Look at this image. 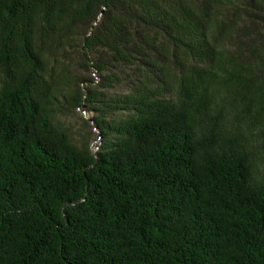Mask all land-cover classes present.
<instances>
[{
    "label": "trees",
    "instance_id": "trees-1",
    "mask_svg": "<svg viewBox=\"0 0 264 264\" xmlns=\"http://www.w3.org/2000/svg\"><path fill=\"white\" fill-rule=\"evenodd\" d=\"M0 264H264V0H0Z\"/></svg>",
    "mask_w": 264,
    "mask_h": 264
},
{
    "label": "rangeland",
    "instance_id": "rangeland-1",
    "mask_svg": "<svg viewBox=\"0 0 264 264\" xmlns=\"http://www.w3.org/2000/svg\"><path fill=\"white\" fill-rule=\"evenodd\" d=\"M67 54L71 58H73L74 66L72 67L75 73L80 74V76H84L88 79L94 78V84H98V82L101 79V74L97 72V70L90 66L88 69L82 68L80 65V62H85V57L83 56V48L78 43L74 47H68ZM103 54V51L100 49H96L93 52L88 53L89 58V64L94 62L97 57L101 56ZM105 54V53H104ZM88 62V60L86 61ZM119 68V67H118ZM113 70H116L113 65H111L107 70L103 72L109 73ZM81 85L88 86V82H84ZM119 91H122L121 88H111L110 92L117 93ZM63 98H60V101L63 102ZM62 111L58 112V118L62 119V121L66 124L68 130L71 132V134L74 136L75 139L80 140V137L82 135H88V132L90 128L93 131V139H92V147L97 149V144L100 142V134L99 130L95 127L93 122V116L96 114V112L92 111L87 107V105H81V106H75L68 108L67 106L64 107ZM123 114L125 112H122ZM121 114V113H120ZM86 120V121H85ZM88 122V123H87Z\"/></svg>",
    "mask_w": 264,
    "mask_h": 264
}]
</instances>
